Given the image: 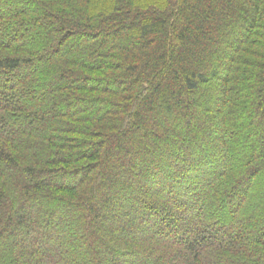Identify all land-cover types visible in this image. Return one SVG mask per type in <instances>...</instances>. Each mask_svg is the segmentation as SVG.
I'll list each match as a JSON object with an SVG mask.
<instances>
[{
    "label": "trees",
    "instance_id": "1",
    "mask_svg": "<svg viewBox=\"0 0 264 264\" xmlns=\"http://www.w3.org/2000/svg\"><path fill=\"white\" fill-rule=\"evenodd\" d=\"M0 264H264V0H0Z\"/></svg>",
    "mask_w": 264,
    "mask_h": 264
},
{
    "label": "rangeland",
    "instance_id": "2",
    "mask_svg": "<svg viewBox=\"0 0 264 264\" xmlns=\"http://www.w3.org/2000/svg\"><path fill=\"white\" fill-rule=\"evenodd\" d=\"M148 3H152V2H148ZM146 4L147 6L149 5V4ZM145 5V6H146ZM24 7H26V6H24ZM218 44H220V42H217ZM226 45H228V42H226L225 43ZM262 119H260V125H261V123H262ZM260 129H261V126H260ZM204 136H206V135H204ZM203 136V137H204ZM210 139H211V137H210ZM154 192V191H153ZM119 200H120V196L119 195H115L113 198H111V201H110V203L108 204V206H107V208H105V211L104 212H108V211H111V210H113L114 212H117V211H120V207H119V205H118V203H119ZM122 209V208H121ZM123 209H125L126 211H128L129 212V209L128 208H123ZM15 241H17V240H15ZM18 242H16V244H17Z\"/></svg>",
    "mask_w": 264,
    "mask_h": 264
}]
</instances>
